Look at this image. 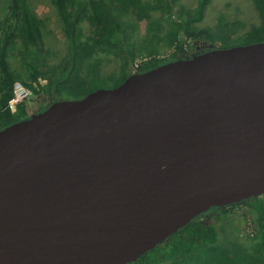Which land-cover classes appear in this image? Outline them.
Returning <instances> with one entry per match:
<instances>
[{
    "label": "water",
    "instance_id": "obj_1",
    "mask_svg": "<svg viewBox=\"0 0 264 264\" xmlns=\"http://www.w3.org/2000/svg\"><path fill=\"white\" fill-rule=\"evenodd\" d=\"M210 48L0 128V264H128L264 194V40Z\"/></svg>",
    "mask_w": 264,
    "mask_h": 264
},
{
    "label": "trees",
    "instance_id": "obj_2",
    "mask_svg": "<svg viewBox=\"0 0 264 264\" xmlns=\"http://www.w3.org/2000/svg\"><path fill=\"white\" fill-rule=\"evenodd\" d=\"M48 1L62 21L70 48L56 63L45 57L48 54L41 47L44 20L34 13L28 0H0L5 2L3 10L0 9V128L30 115V99L24 101L15 113L8 107L16 81L29 87L43 105L44 101H57L63 95L81 99L99 89L98 83L107 79L115 81L109 86L114 88L133 73L132 65L138 58L147 57V60L141 61L137 71H147L165 62L153 58V55L135 52L136 43L151 45L158 41L159 35H136V27L130 22L131 16L139 22H146L149 33L165 30L163 22L169 24L164 39L173 46L171 60L190 57L191 50L200 46L209 50L211 43L213 48H218L216 41L223 35H228L223 41L239 38L243 41L241 45L264 40V0H252L260 23L237 37H233L232 24L225 14L219 15L215 27L196 25L204 18L212 0H197L196 9L186 11L187 15L184 12L172 13L168 0ZM156 11L160 15L154 17L153 12ZM83 21H87L92 28L86 41L81 37L83 31L80 24ZM15 53L22 55L23 65L29 64L28 56L35 57L30 71L22 73L13 65L11 57ZM111 55L121 60L117 77L107 69L111 64ZM243 204L256 211L258 231L254 238L259 239L251 246L235 240L223 243L221 236L226 234L220 222L231 210ZM212 218L217 223L212 222ZM128 264H264V194L211 209Z\"/></svg>",
    "mask_w": 264,
    "mask_h": 264
},
{
    "label": "rangeland",
    "instance_id": "obj_3",
    "mask_svg": "<svg viewBox=\"0 0 264 264\" xmlns=\"http://www.w3.org/2000/svg\"><path fill=\"white\" fill-rule=\"evenodd\" d=\"M28 3L34 9V13L44 20L41 28L43 41V45L41 44V47H43L44 52L48 54L45 57L48 58L52 63L60 62L61 58H63L70 49L69 42L63 31L61 19L58 17L56 11L50 5L48 0H28ZM4 5L5 2H0L1 10H3ZM197 5V0H168V7H171V11L174 14L178 12H184L187 15L188 13H186V11L195 10ZM220 14H225L228 20L231 22L233 37L245 34L252 26L260 23L259 13L257 12L255 4L252 0H212L204 13V18L200 21H197L196 25H199L203 28L215 27L219 21L218 17ZM158 15H160V12H153L154 17H157ZM131 19L133 21L130 20V22L136 27L134 29V31L137 33L136 35L140 37L146 35L148 37H152L155 33H158L157 35H159L160 38H158V41L151 45L148 44L143 46L139 43H136L134 46L135 52L141 53L143 55H153V58H159L160 60H171L173 57L172 51L174 49L173 46L167 44L166 40L164 39L166 31L170 27L169 24L167 22H163L166 26L165 30H154L153 32L151 30L152 33H149L146 22H139L133 16H131ZM80 25L83 31V35L81 36L82 40L86 41L91 35L90 33L92 28L87 21H83ZM225 37H228V35H223L221 38L217 39L216 46L218 48H228L231 46L241 45L243 43V41L239 38L223 41ZM35 43H37L36 39ZM195 51L196 49H192L189 56L195 55ZM15 54V56L11 57L13 65L22 73H24L26 70L30 71L29 69L33 64H35V57L28 56L29 64L26 63L23 65L21 60L22 55L18 53ZM144 58H138L136 61L147 60V57ZM111 59V64L107 66V69L110 71V73L116 74L118 72L121 60L119 57L116 58L114 55H111ZM133 69L134 67L132 65V71ZM117 76L118 74H116V77ZM42 83L46 82L42 80ZM114 84L115 81L109 79L98 83L100 86L99 88H113L109 86ZM73 98L74 97L70 95H63L59 97V100ZM28 104H30L31 107L30 114L38 112L45 107V105H42L35 96L30 98ZM214 215L217 216L215 213ZM211 220L212 222L217 223L216 219L212 218ZM220 224L221 227L223 226L224 232L226 234L221 236L223 243H225L226 240H235L237 242H242L246 246H251L259 239L254 238V235L258 231L256 224V211L246 204L237 206L231 210L228 215L224 216V221H221Z\"/></svg>",
    "mask_w": 264,
    "mask_h": 264
},
{
    "label": "built area",
    "instance_id": "obj_4",
    "mask_svg": "<svg viewBox=\"0 0 264 264\" xmlns=\"http://www.w3.org/2000/svg\"><path fill=\"white\" fill-rule=\"evenodd\" d=\"M140 61H135L133 72H137ZM33 96V91L27 87L21 81H16L13 86V96L9 100L8 107L9 109L15 113L18 111L19 106L26 100L30 99Z\"/></svg>",
    "mask_w": 264,
    "mask_h": 264
},
{
    "label": "flooded vegetation",
    "instance_id": "obj_5",
    "mask_svg": "<svg viewBox=\"0 0 264 264\" xmlns=\"http://www.w3.org/2000/svg\"><path fill=\"white\" fill-rule=\"evenodd\" d=\"M202 51H206V49H205L204 47H202V46L197 47V49H196V51H195V52H196L195 54H197V53H199V52H202ZM50 101H52V100L48 99V100L44 101V102H43V105L46 106V104H49ZM42 110H43V109H42Z\"/></svg>",
    "mask_w": 264,
    "mask_h": 264
},
{
    "label": "bare ground",
    "instance_id": "obj_6",
    "mask_svg": "<svg viewBox=\"0 0 264 264\" xmlns=\"http://www.w3.org/2000/svg\"><path fill=\"white\" fill-rule=\"evenodd\" d=\"M121 85V84H120ZM119 86V85H118Z\"/></svg>",
    "mask_w": 264,
    "mask_h": 264
}]
</instances>
